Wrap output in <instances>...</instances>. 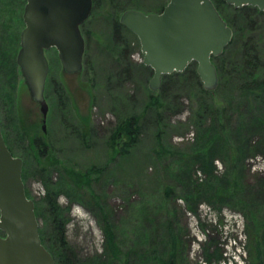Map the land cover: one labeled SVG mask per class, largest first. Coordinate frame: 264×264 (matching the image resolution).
Returning <instances> with one entry per match:
<instances>
[{
  "label": "rangeland",
  "instance_id": "obj_1",
  "mask_svg": "<svg viewBox=\"0 0 264 264\" xmlns=\"http://www.w3.org/2000/svg\"><path fill=\"white\" fill-rule=\"evenodd\" d=\"M168 2L95 0L90 17L81 27L85 40L83 70L76 74L65 73L57 51H46L49 71L44 97L48 111L43 123L40 106L31 99L16 61L20 35L25 27L22 20L25 0H0L2 134L14 156L23 161L25 191L34 203L45 207L43 211L46 209L45 216L37 218L39 230H51V216L54 214L49 213L46 203L40 201L45 199L47 191L38 174L49 177L62 190L67 182L73 188L60 192L56 198L62 209V218L55 216L58 222L66 220L63 226L65 240L83 264L109 263L110 252L100 227L102 213L117 229V246L123 252V260L126 259L125 253L134 249L141 260L146 247L144 244L152 239L149 235V239L142 242L146 237L144 234L153 232L155 228L163 233L171 223L178 238L175 248L178 250V264H264V259H260L264 256V227L259 234L260 247L256 250L262 256L255 259L257 243L250 234L254 232L255 220L245 209H239L240 206L232 208L227 204L214 205L207 200L208 194H191L189 201L193 199L196 203L194 212H189L190 203L182 197L186 194L181 192L180 181L202 185L207 180L198 165L190 162L200 133L195 127L196 113L200 108L193 99L198 93L195 83L189 80L172 85L165 81L169 94L161 97L162 106L149 108L152 91L149 83L153 71L143 65L140 42L125 27L120 30L118 38L114 32V25L125 9H138L146 14L160 13ZM221 10L233 22V37L238 39L240 35L239 39L244 42L250 34L259 44L264 66V17L253 16L257 17L255 25L258 29L255 27L251 32L246 29L244 17L233 8L223 7ZM240 27L245 30L241 32ZM234 47H230L215 63L234 54ZM233 76L222 79L221 83L228 84L223 86L227 88L222 92L203 95V102H226L231 97H238ZM154 110L161 112L159 121ZM131 114L143 116L139 142L128 150L127 155H119L106 143L107 131L118 117L127 118ZM229 125L233 127V124ZM89 129L93 134L85 136L84 144L77 130L87 133ZM38 140L47 146V153L43 156ZM256 141L258 137L252 141L253 146L257 145ZM245 143L240 141L230 146L239 147ZM256 155L258 157L253 159H250L253 155L247 157L249 160L248 163L246 160L243 172L251 183L248 191H253L256 186L255 178L264 176V154L257 152ZM214 165V174L222 175L225 167L220 159H216ZM79 181L83 184L81 187L73 183ZM64 194H69V198ZM258 204L264 206V202ZM143 212L155 222L141 226V219L146 217L141 215ZM167 217L169 224L166 223ZM241 220L243 233L248 235L245 234V240L239 233ZM48 235L50 237L49 232ZM0 237H3L1 231ZM163 240L162 251L170 252L173 246L171 239ZM236 250H241L243 255H234ZM169 255L167 253L163 258ZM113 264H123V261Z\"/></svg>",
  "mask_w": 264,
  "mask_h": 264
},
{
  "label": "trees",
  "instance_id": "obj_2",
  "mask_svg": "<svg viewBox=\"0 0 264 264\" xmlns=\"http://www.w3.org/2000/svg\"><path fill=\"white\" fill-rule=\"evenodd\" d=\"M212 2L227 25L233 30L234 35L235 30L232 20L226 18L221 10L223 7L233 8V6L227 5L223 0H212ZM126 10L129 9H125L122 14ZM162 10L163 9H161V11ZM233 10L237 12L238 15L244 17L243 21L246 22V29L251 32H253L252 30L255 27L258 29V26L255 25V19L257 17L254 18L253 16L264 17V13L251 6H245L239 9L233 8ZM247 24L249 26H247ZM123 28L124 27L119 21L115 23L114 32H116L117 38L120 34V30ZM239 30L243 32L245 29L240 27ZM239 36L240 35H238V39L237 36L233 37L232 41L221 55L212 58V62L216 66L219 79L218 86L214 90L209 91L202 86L196 72L197 65L193 62L181 73H173L163 76L160 88L157 91L150 92L148 106L149 108L155 105L162 106L160 102L161 97L164 96L165 98L167 93L169 94V87H165L164 85L165 81L172 85L179 84L180 82L184 83V81L189 80L192 81L193 84L195 83L198 93L195 92L197 95L195 94L193 99H196V102L200 105L199 111L196 113L195 127L197 128L198 133H200L197 135L194 147L195 149H193L190 156V162L192 165H198L207 180L206 184L202 185L197 184L196 182L188 184L189 182L187 181H180L181 192L182 194H186L182 197L186 200V202L188 201L190 203L187 209L189 212H194L193 206L194 203H196L193 199L192 201H189V196L191 194H208L206 197L207 200L214 205L227 204L232 208L240 206L239 209H245L246 212L250 214L251 218L255 220L254 232L250 234L258 244H255L254 258L259 259L262 254L256 250L260 247L258 239L260 237L259 234L263 232L264 227V206H260L258 202H264V176L262 175V178L259 179L255 178L254 183H256V186L253 187V192L247 190L251 183L248 181V178H246V175L243 174V172L245 170L244 168L246 166L248 156L253 155L252 158L250 157V159H253L254 157H258L256 155L257 152L264 154V66L261 58V48H258L259 44H256L253 41V37L251 38L250 34L248 39L244 42L242 39H239ZM236 39L238 40L237 42H235ZM233 46H235L234 48L236 49L234 54H230L227 59L223 57L224 61L222 59L220 63H215L216 59L220 60L222 56L227 53L230 47ZM232 55L233 57L230 58ZM234 57H236V59L233 60ZM231 67L233 70H230ZM232 75H234L233 78L236 81L235 91L238 93V97L235 99L231 97L226 102H211L208 104L203 102V95H208L212 92H222L224 88H227L223 87L228 84L221 83L222 79L231 78ZM154 115L157 121H159L162 116L160 110H154ZM142 117V115L132 116L131 114L127 118H117L112 128L107 131L109 132V137L106 143L110 146L113 152H116L119 155H127L128 150L139 142ZM230 123L233 124V127L229 125ZM81 132L82 131L77 130L78 136L82 137V142L85 144V136L87 134H93V131L89 129L87 133ZM256 137H258V141L255 142L257 145L253 146L252 141H254V138ZM240 141H242V143L245 141L246 143L239 147L230 146L231 143L236 144ZM43 144L44 143H40L39 140L37 141V145H41L42 156L47 153V146L46 144ZM159 145H161V143H159ZM8 149L14 156L11 149L9 147ZM221 154H223V156ZM216 159H220L225 167L223 174H220L221 176L219 174H214L216 170L214 161ZM38 178L45 183L47 191L45 199L40 201H43L44 204L46 203L45 205L48 207L47 211L49 213L52 212L54 214V217L51 216L52 228L51 230H48L50 237L47 231L45 232L42 229L39 230L43 246L52 255L55 264H83L76 258L75 251L65 240L63 226L65 225L66 220H59L58 222L56 219L57 216L62 218V209H60V205L57 204L56 198L60 192H65L67 188L73 190V188H71L67 182L62 190L60 185L53 183L50 181L49 177L41 173L38 174ZM80 181L79 183H73L81 187L83 184H80ZM203 187L206 189L204 188L203 190ZM247 194L249 197H247ZM64 195H67L66 197L69 198V194ZM26 196L31 199L27 191ZM92 198H94V196H92ZM34 204L36 217L42 218V215H44L46 210L45 209L43 211L45 207H41L37 203ZM55 214L57 216H55ZM141 215L146 216L141 219V226L145 227L146 223L151 224L152 222H155L149 218L146 212L141 213ZM101 222V231L105 239V244L108 248L107 251H109L110 254L109 263L101 262L100 264H113L115 261H123V264H178L179 259L176 258L178 250L175 249L178 244V238L168 217L166 223H170V226H165L166 228L163 230V233H161L160 230L157 232L155 228L152 229L153 232H146L144 234L146 237L142 239V242L149 239L147 238L149 235L152 236V239L148 240L149 243L144 244L146 247L143 248L144 256H140L141 260L138 259L136 253L137 251H135V249L131 250L129 253H125L126 259L123 260L121 257L123 252L117 246L116 227L107 219L106 216L103 215V213ZM164 238L171 239L172 241L171 245L173 244V246L170 252H165L161 249ZM167 253L170 255L163 258ZM262 258L264 259V256L260 259Z\"/></svg>",
  "mask_w": 264,
  "mask_h": 264
},
{
  "label": "water",
  "instance_id": "obj_3",
  "mask_svg": "<svg viewBox=\"0 0 264 264\" xmlns=\"http://www.w3.org/2000/svg\"><path fill=\"white\" fill-rule=\"evenodd\" d=\"M239 9L245 6L264 13V0H223ZM92 9V0H26L24 29L20 35L17 65L40 106L43 123L48 111L44 91L49 71L45 52L55 49L67 74L83 70L85 41L80 31ZM120 24L139 40L143 65L151 68L149 87L160 88L162 77L183 72L196 63L206 90L218 86L212 58L221 55L233 31L212 0H169L160 13L126 10ZM45 130V125L42 126ZM23 161L9 151L0 125V264H55L43 246L34 202L26 196Z\"/></svg>",
  "mask_w": 264,
  "mask_h": 264
},
{
  "label": "built area",
  "instance_id": "obj_4",
  "mask_svg": "<svg viewBox=\"0 0 264 264\" xmlns=\"http://www.w3.org/2000/svg\"><path fill=\"white\" fill-rule=\"evenodd\" d=\"M264 163V162H263ZM264 169V168H263ZM262 172V171H261ZM263 174H264V172H262ZM226 214H228V213H226ZM241 217V216H240ZM242 219V218H241ZM242 221V220H241ZM241 225H242V227L240 228V230H239V233H240V235H241V237H242V239L243 240H245L246 239V235L243 233V221L241 222ZM243 234V235H242ZM244 236V237H243ZM242 253V251L241 250H236V253H234V255H237V256H241V255H243V254H241Z\"/></svg>",
  "mask_w": 264,
  "mask_h": 264
},
{
  "label": "flooded vegetation",
  "instance_id": "obj_5",
  "mask_svg": "<svg viewBox=\"0 0 264 264\" xmlns=\"http://www.w3.org/2000/svg\"><path fill=\"white\" fill-rule=\"evenodd\" d=\"M93 4H94V1L92 0V9H93ZM25 6H26V0H25ZM25 6H24V10H25ZM92 9H91V13H92ZM91 13H90V15H91ZM23 15H24V11H23ZM90 15H89V17H90ZM22 20H23V16H22ZM23 23H24V21H23ZM23 31V30H22ZM80 31H81V27H80ZM82 33V32H81ZM53 49V48H52ZM48 51V50H47ZM46 53V52H45Z\"/></svg>",
  "mask_w": 264,
  "mask_h": 264
}]
</instances>
